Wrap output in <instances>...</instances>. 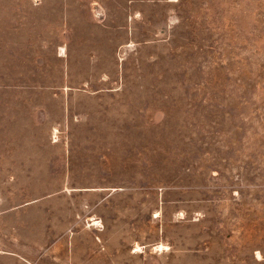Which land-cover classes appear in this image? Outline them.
Here are the masks:
<instances>
[{"label":"rangeland","instance_id":"374dc122","mask_svg":"<svg viewBox=\"0 0 264 264\" xmlns=\"http://www.w3.org/2000/svg\"><path fill=\"white\" fill-rule=\"evenodd\" d=\"M0 264H264V0H0Z\"/></svg>","mask_w":264,"mask_h":264},{"label":"bare ground","instance_id":"6f19581e","mask_svg":"<svg viewBox=\"0 0 264 264\" xmlns=\"http://www.w3.org/2000/svg\"><path fill=\"white\" fill-rule=\"evenodd\" d=\"M91 222H92V221H91ZM93 222L95 223V221H93ZM96 223H97V222H96ZM95 225H96V224H95ZM139 249H140V248H138V246H137V248H136L135 251H139Z\"/></svg>","mask_w":264,"mask_h":264}]
</instances>
